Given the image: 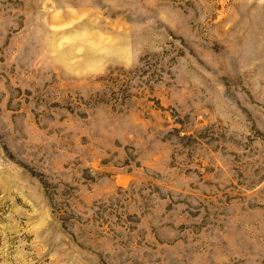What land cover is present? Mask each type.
<instances>
[{
  "label": "rangeland",
  "instance_id": "1",
  "mask_svg": "<svg viewBox=\"0 0 264 264\" xmlns=\"http://www.w3.org/2000/svg\"><path fill=\"white\" fill-rule=\"evenodd\" d=\"M0 264H264V0H0Z\"/></svg>",
  "mask_w": 264,
  "mask_h": 264
}]
</instances>
